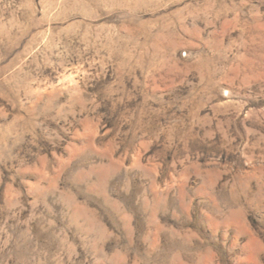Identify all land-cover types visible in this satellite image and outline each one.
I'll list each match as a JSON object with an SVG mask.
<instances>
[{
  "label": "rangeland",
  "instance_id": "rangeland-1",
  "mask_svg": "<svg viewBox=\"0 0 264 264\" xmlns=\"http://www.w3.org/2000/svg\"><path fill=\"white\" fill-rule=\"evenodd\" d=\"M0 264H264V0H0Z\"/></svg>",
  "mask_w": 264,
  "mask_h": 264
}]
</instances>
